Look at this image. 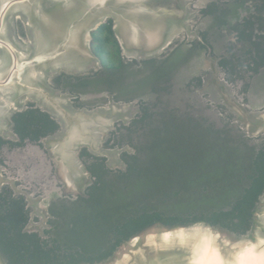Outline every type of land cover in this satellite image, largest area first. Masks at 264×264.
Returning <instances> with one entry per match:
<instances>
[{
    "label": "flooded vegetation",
    "instance_id": "1",
    "mask_svg": "<svg viewBox=\"0 0 264 264\" xmlns=\"http://www.w3.org/2000/svg\"><path fill=\"white\" fill-rule=\"evenodd\" d=\"M154 8L160 12L146 14L154 22L150 30L136 25L135 13L122 14L119 39L107 16L92 32L99 61L50 78L68 95L57 109L63 116L110 99L131 104L97 143V153L65 140V132L52 154L43 139L62 130V121L32 103L21 113L34 117L36 129L0 136V216L17 211L24 218L20 232L44 248L114 250L155 223L225 228L207 220L233 210L251 182L246 174L264 156V127L248 132L228 106L238 102L264 113V0H167ZM11 14L15 35L26 41V16ZM149 42H156L149 51L132 48ZM93 90L103 96L95 98ZM65 147L72 154L78 147L77 158ZM78 159L90 179L81 192L76 179L63 178L77 171ZM140 219L146 222L137 226Z\"/></svg>",
    "mask_w": 264,
    "mask_h": 264
},
{
    "label": "water",
    "instance_id": "2",
    "mask_svg": "<svg viewBox=\"0 0 264 264\" xmlns=\"http://www.w3.org/2000/svg\"><path fill=\"white\" fill-rule=\"evenodd\" d=\"M166 2L28 0L27 4H23V0H1L0 136L14 138L11 117L25 107L26 101L31 100L62 121V130L43 139L44 143H49L52 154L57 153L60 141L65 140L76 142V146L86 145L91 152L97 153V143L128 106L111 103L107 107L72 111L63 116L57 109L64 107L62 101H66L68 95L51 86L49 79L60 71L76 73L99 61L91 46L92 32L107 16L113 18L114 32L119 39L124 25L122 14L135 13L139 21L136 25L144 29L147 26L150 30L154 22L146 14L159 13L160 10L154 7ZM173 2L176 5L179 0ZM13 11L23 14L28 20L26 41L15 35L11 25ZM155 44L138 43L132 48L145 52ZM228 106L248 132L263 130L264 113L249 112L238 102ZM74 115L77 117L71 122ZM65 132L69 138H60V134ZM64 150L71 156V149L65 147ZM77 151L78 147H75L72 154L75 158ZM112 156L116 157L115 154ZM77 162V171H65L63 178L68 184L76 179L78 192H81L90 179L79 159ZM26 230L30 229L26 227ZM0 264H6L1 254ZM79 264H264V191L252 210L250 228L242 236L203 222L173 226L155 223L131 235L106 258Z\"/></svg>",
    "mask_w": 264,
    "mask_h": 264
},
{
    "label": "trees",
    "instance_id": "3",
    "mask_svg": "<svg viewBox=\"0 0 264 264\" xmlns=\"http://www.w3.org/2000/svg\"><path fill=\"white\" fill-rule=\"evenodd\" d=\"M96 41L101 46L103 44L102 36L98 35ZM24 117L26 116H23L21 111H17L12 115V129L15 132L22 133L32 129L31 125L34 117L32 115L27 119H24ZM258 161H261V163H258ZM258 161L254 162L255 171H249L246 174V177L251 179V182L249 185L243 186L241 197L233 210L214 214L207 220L208 222L213 224L219 223L220 226L229 229L236 235L247 233L251 225L252 210L257 204L256 201H258L256 197L264 191V166L262 164L264 156L259 157ZM231 218H237V222H234L233 226L229 225ZM226 220L228 221L226 222ZM22 221H24V218L17 211H14L12 217H9L8 213L0 216V254L5 259L6 264L93 263L94 261H100V259L109 256L113 252V249L62 252L44 248L36 236L20 232ZM136 222L138 226L146 221L144 222V220L140 219ZM125 226L127 227V225ZM124 237H127V234Z\"/></svg>",
    "mask_w": 264,
    "mask_h": 264
},
{
    "label": "rangeland",
    "instance_id": "4",
    "mask_svg": "<svg viewBox=\"0 0 264 264\" xmlns=\"http://www.w3.org/2000/svg\"><path fill=\"white\" fill-rule=\"evenodd\" d=\"M49 83L51 84V80L49 79ZM209 84H212L211 82H209ZM102 91L103 90H101V91H92V93L94 94V96H95V98H97V99H100L103 95H102ZM104 94V93H103ZM29 103H32L33 105H35V103L33 102V101H31V100H28V101H26L25 102V105L26 104H29ZM111 103H118L119 104V106L120 107H122V106H128V109L125 111V112H127V111H129V109L132 107L131 106V104H129V103H127V104H121L120 102H118V101H114V100H112V99H110L109 100V102L106 104V105H101V106H98V107H107V106H109ZM36 106V105H35ZM38 107V106H37ZM40 108V107H39ZM90 111V110H89ZM256 113H259V112H256ZM128 115V114H127ZM127 115H125V117L127 116ZM121 116H123V115H121ZM237 116V115H236ZM120 119V118H119ZM238 121V120H237ZM113 122H115V121H113ZM113 122H112V124H113ZM239 122V121H238ZM240 124H241V122H239ZM112 126V125H111ZM241 126H242V124H241ZM243 127V126H242ZM111 128V127H110ZM244 128V127H243ZM114 151H112V155L113 154H115V152L113 153ZM116 155V154H115ZM97 231H96V229L94 230V233H96ZM236 235V234H235ZM237 236H242V235H237ZM94 238H100V235L99 234H96V236H94Z\"/></svg>",
    "mask_w": 264,
    "mask_h": 264
}]
</instances>
